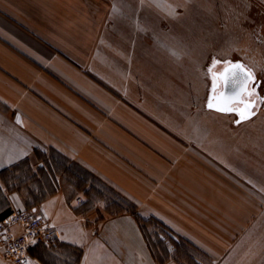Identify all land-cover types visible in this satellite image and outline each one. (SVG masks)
Here are the masks:
<instances>
[{
    "label": "crops",
    "instance_id": "1",
    "mask_svg": "<svg viewBox=\"0 0 264 264\" xmlns=\"http://www.w3.org/2000/svg\"><path fill=\"white\" fill-rule=\"evenodd\" d=\"M101 1L0 0V172L24 159L39 169L20 191L3 184L10 205L54 226L60 264H184L163 235L164 259L154 254L137 215L208 264H258L255 190L202 138L176 131L173 94L112 40ZM63 159L90 178L67 177ZM0 264H12L1 250Z\"/></svg>",
    "mask_w": 264,
    "mask_h": 264
},
{
    "label": "rangeland",
    "instance_id": "2",
    "mask_svg": "<svg viewBox=\"0 0 264 264\" xmlns=\"http://www.w3.org/2000/svg\"><path fill=\"white\" fill-rule=\"evenodd\" d=\"M101 5L110 8L108 23L118 26V32L110 34L112 40L125 44L127 57L137 63V69L142 64L144 76L154 75L159 94H173L167 105L176 131L202 138L208 151L220 155L226 169L255 190L262 206L250 233L260 252L258 264H264V0H102ZM214 60L220 63L213 67ZM235 61L252 70L249 91L254 89L255 94L249 99L256 101L255 114L239 123L237 113L207 107L214 95L213 73H221L226 62ZM221 87L222 80H217L216 95ZM59 162L58 170L67 177L70 169H79L64 159ZM31 165L23 163L18 169ZM32 168L38 174V167ZM0 183L3 186L1 177ZM147 227L179 245V257L187 264H208L196 248L185 247L182 239L158 223L150 221ZM163 244L156 246L158 253ZM186 249L195 262L185 260Z\"/></svg>",
    "mask_w": 264,
    "mask_h": 264
},
{
    "label": "built area",
    "instance_id": "3",
    "mask_svg": "<svg viewBox=\"0 0 264 264\" xmlns=\"http://www.w3.org/2000/svg\"><path fill=\"white\" fill-rule=\"evenodd\" d=\"M56 243L54 226L33 209L13 207L11 213L0 220V250L12 264H45L32 253L33 247Z\"/></svg>",
    "mask_w": 264,
    "mask_h": 264
},
{
    "label": "trees",
    "instance_id": "4",
    "mask_svg": "<svg viewBox=\"0 0 264 264\" xmlns=\"http://www.w3.org/2000/svg\"><path fill=\"white\" fill-rule=\"evenodd\" d=\"M26 163L27 165H30V160L29 159H24L23 161H21L20 163H17L15 165H13L12 167L6 168L4 170H2L0 172V177L4 182V185L7 189V191H14V190H21V188L27 184L30 180H34L37 177V172H35L32 168V165L25 168V169H18V167L23 164ZM79 171L81 172V174H83V177H85V179H89L90 178V174L88 172H85V170L83 169H79ZM13 174V175H10ZM29 180V181H28ZM20 182L21 186H17L15 183ZM116 204V208L117 210H123V209H131L134 210V205L133 204H128L126 203L124 200H117V201H113ZM133 205V208H132ZM12 206L10 205L8 198L5 195L3 186H0V220L3 219L4 217H6L8 214L11 213L12 211ZM140 224L142 225V229L144 231V234L146 235V237L148 238V241L150 243V246L152 247V250L154 252V254L159 257L160 259H164L163 256H165L166 250H167V245L165 240L162 238L161 234L159 232H152L148 229L147 224L150 223V221H154L156 223H158L160 225V227H162L163 229H165L162 224L160 222H158L157 220L154 219H145L140 217L139 215H137ZM154 237V238H153ZM185 243V247L189 246L195 249L194 246L188 244L187 242H185L184 240H182ZM160 243H164L163 244V248L161 250V253H158L156 250V246L160 245ZM176 245V253L180 254L179 251V245ZM56 247V245L54 246H47L45 244H38L36 246L33 247L32 249V253L38 257H40L46 264H60V262L57 261V259H59L57 253L55 252L56 250L54 249ZM185 254V260H190V261H194L192 258L195 259L194 254L190 253V251L188 249H186V251H183ZM180 260L183 261V259H181L179 257ZM184 262V261H183ZM195 262V261H194ZM69 264V263H67ZM71 264V263H70ZM77 264V263H76ZM184 264H187L186 262H184ZM195 264H203L200 262H195ZM205 264V263H204Z\"/></svg>",
    "mask_w": 264,
    "mask_h": 264
},
{
    "label": "snow or ice",
    "instance_id": "5",
    "mask_svg": "<svg viewBox=\"0 0 264 264\" xmlns=\"http://www.w3.org/2000/svg\"><path fill=\"white\" fill-rule=\"evenodd\" d=\"M154 3H159L160 0H153ZM220 63L219 61H213V67ZM226 67L222 73L216 74L213 73V68H209V72L213 73V93L214 95L209 99L207 107L209 109H215L219 112H235L239 115L240 121L249 119L255 113L252 111L253 107L255 106V101L249 99L252 97L255 92L254 89L252 91L248 90V83L251 80H254V76L250 70H248L243 64L241 63H232L226 62ZM240 77L241 79V87L239 91H233L231 95H227L224 92L219 93L216 95L217 91V80H222L225 85L231 79H235Z\"/></svg>",
    "mask_w": 264,
    "mask_h": 264
},
{
    "label": "water",
    "instance_id": "6",
    "mask_svg": "<svg viewBox=\"0 0 264 264\" xmlns=\"http://www.w3.org/2000/svg\"><path fill=\"white\" fill-rule=\"evenodd\" d=\"M241 63V64H243L242 62H239V61H235V62H232L233 64L234 63ZM244 65V64H243ZM227 66V65H226ZM225 66V67H226ZM248 70H250L251 72H252V70L250 69V68H248L246 65H244ZM224 67V68H225ZM224 68H223V70H222V72L224 71ZM221 72V73H222ZM252 74H253V72H252ZM252 81V80H251ZM251 81H249V83H248V85H247V87H248V90H249V85H250V82ZM240 87H241V79H240V77H237V78H235V79H231L229 82H228V84L227 85H225L224 84V87H223V89L219 92V93H221V92H224L225 94H227V95H231L232 93H233V91H239V89H240ZM219 93H218V95H219ZM255 101V100H254ZM255 103H256V101H255Z\"/></svg>",
    "mask_w": 264,
    "mask_h": 264
},
{
    "label": "flooded vegetation",
    "instance_id": "7",
    "mask_svg": "<svg viewBox=\"0 0 264 264\" xmlns=\"http://www.w3.org/2000/svg\"><path fill=\"white\" fill-rule=\"evenodd\" d=\"M224 67H225V66H224ZM222 70H223V69H222ZM221 72H222V71H221ZM223 87H224V82L222 81V87H221V90L223 89ZM221 90H220V91H221ZM220 91H219V92H220ZM251 100H252V99H251Z\"/></svg>",
    "mask_w": 264,
    "mask_h": 264
}]
</instances>
